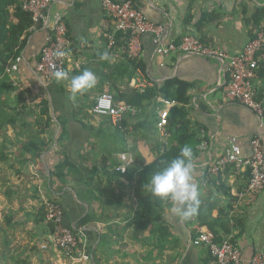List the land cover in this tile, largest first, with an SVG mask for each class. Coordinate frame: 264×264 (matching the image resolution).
I'll list each match as a JSON object with an SVG mask.
<instances>
[{
	"label": "crops",
	"instance_id": "obj_1",
	"mask_svg": "<svg viewBox=\"0 0 264 264\" xmlns=\"http://www.w3.org/2000/svg\"><path fill=\"white\" fill-rule=\"evenodd\" d=\"M243 3L251 15L264 0H135L136 7L150 21L164 28V44L193 35L232 56L251 41V28L242 15ZM211 11L223 17L199 30L201 18ZM47 15L50 24L60 17L67 26V65L71 76L90 70L98 79L96 86L75 102L69 99V81L43 79L36 68L49 30L45 25H37L18 74L33 101L31 105L41 99L49 102L53 123L47 133L40 135L47 147L35 160L29 155L20 158L19 153L28 137L38 135L37 128L18 131L19 136L12 129L9 131L6 145L11 154L6 162H0V233L4 235L7 254L4 259L12 264L11 257L19 256L29 259L18 264H32L31 259L38 264H217L206 247L192 244L199 232H208V227L202 226L196 216L182 221L172 213L171 202L164 204V210H153L154 216L160 217L150 226L155 229L154 234L135 223L137 214L146 208L142 195L135 189L136 175L134 180L125 175L130 169L141 168L142 160L150 164L163 153L169 135L166 126H159L160 117L167 120L175 104L159 99L145 111L126 105L123 97L170 79L191 85L188 117L191 125L201 130L203 141L194 162L193 177L204 207L202 216L211 223L219 239H234L242 254V264H251L255 256L264 255V191L254 198L246 196L250 169L229 166L218 176L210 174V169L233 146H239L248 158L252 141L260 139L264 150V118L230 101L226 95L231 80L229 61L181 52L162 59L149 34L141 36V58L132 60L124 37L117 39L115 47L109 46L106 35L114 26L102 0H55ZM105 52L109 59L101 60L100 55ZM258 87L262 89L264 84ZM103 93L113 95L117 106L130 107L121 124L96 115L97 99ZM154 116L160 122L158 134L150 143L140 125ZM65 164L70 167L64 170L63 181L52 176ZM13 165L21 173L12 178L3 176L1 169ZM49 201L61 204L65 226L79 239L72 258L54 247L45 223H36L43 205ZM9 217L13 227L4 221ZM88 218L91 222L85 224Z\"/></svg>",
	"mask_w": 264,
	"mask_h": 264
},
{
	"label": "trees",
	"instance_id": "obj_2",
	"mask_svg": "<svg viewBox=\"0 0 264 264\" xmlns=\"http://www.w3.org/2000/svg\"><path fill=\"white\" fill-rule=\"evenodd\" d=\"M25 1L26 0H0V162H6L11 154L7 153L8 147L6 145V143H9V131L11 129L19 136L20 134L18 131L23 133L26 130L37 128L39 136L28 137L27 141L23 143L19 157L25 158L26 155H29L32 160L40 158L44 149L47 147L44 140L40 139V135L47 133L53 123L49 102L46 99H41L35 105H31L33 101H30V95H28L27 90L21 84L18 74L23 55L30 43V37L32 35L31 30L36 26L31 13L24 10ZM130 1L135 4V0ZM241 8L244 9L242 13L245 20L244 22L251 28L250 40L253 41L257 38L259 32L264 31V3L256 7L251 15L246 3L241 4ZM222 17L223 15L216 11L206 12L198 23V29L201 30L206 25L216 22ZM121 36L124 37L128 50L130 35L120 33L117 39ZM197 38L206 44L203 39L200 37ZM180 42L181 41L177 42V45H179ZM261 56L263 58L260 61L257 71V87L264 84V52ZM190 89L191 85L189 83L178 79H170L161 85L147 88L144 92L140 93L136 91L129 96L123 97V99L126 100V105L145 111L146 108L149 109V107L159 99H162L164 103L175 104L167 119L166 131L169 135V143L165 146L163 153H160L159 157L150 164H144L143 160L141 161V159H139L142 167L130 169L125 175L128 180H134L133 176L136 175V179L134 180L135 189L138 194L142 195L141 202L146 208L142 209L137 214L135 223L139 225L142 230H149L152 234L155 233V229L150 226H154L155 222L160 218L155 217L152 212L155 209L164 210V204L166 202L159 201L151 195L148 188V180L157 170L162 169L168 162L177 157L185 145H191L193 147L196 159L200 153V146L203 142L200 136L201 130L192 126L188 117ZM258 93L259 99L264 102V87L262 89L258 87ZM27 96H29V98H27ZM160 120L162 121L161 117ZM160 120L158 117L154 116L151 120L148 119L144 123H141L143 125H140V128L145 130V139L150 143L153 140V136L155 137V135L158 134V121L160 122ZM25 161H23V163H25ZM68 167H70L69 164L62 165L57 169L58 172L52 174V176H56V178L63 181V178H65L64 170ZM9 169H11L16 176L21 173V170L14 165L10 166ZM134 172H136V174ZM3 182H5V180ZM6 182H9V179L6 180ZM49 202L60 204L57 201ZM46 206L47 203L43 205L41 209V218L39 221L36 220V223H45L49 228V234L51 236L53 228L46 219ZM203 214L204 207L200 204L196 217L201 219L202 226L208 227V232L215 236L218 243L223 242L224 240L219 239L213 226L209 223L207 218L202 216ZM12 220L13 219L9 217L4 221L9 227H13ZM90 222V218L84 221L85 224ZM140 223H142V226ZM4 234L7 235L6 230H4Z\"/></svg>",
	"mask_w": 264,
	"mask_h": 264
},
{
	"label": "built area",
	"instance_id": "obj_3",
	"mask_svg": "<svg viewBox=\"0 0 264 264\" xmlns=\"http://www.w3.org/2000/svg\"><path fill=\"white\" fill-rule=\"evenodd\" d=\"M54 1L26 0L24 2V10L31 13L36 24L31 31H35L38 24L45 25L49 30L36 72L43 79L50 82L54 80L53 73L56 70L67 71L70 76L72 74L67 65L69 60L67 26L60 17H57L50 24V18L47 15ZM102 5L114 26L113 30L106 35L110 48L115 47L120 33L128 34L130 35L128 43L129 57L132 60H139L143 52L141 36L149 34L153 37V41L157 46V55L162 59L170 57L173 53L181 52L187 55L228 60L231 75V80L226 86L228 99L243 105L259 118H264V102L259 99L256 85L258 80L257 71L263 58L261 55L264 52V31L259 32L257 38L250 41L239 54L232 56L224 50L211 48L193 35L183 37L179 45L175 42L164 44V28L148 20L145 14L130 0L123 3L114 0H102ZM57 50H65L68 55L57 59L54 56V52ZM146 86L147 84H141V87ZM128 111H130V107L117 106L111 94L103 93L97 99L96 115L108 117L116 125L122 122L124 114ZM166 125L167 120L163 119L159 126L162 128ZM229 166L250 169L251 177L246 196L254 198L264 191V150L260 139L252 141V153L248 158L242 155L239 146H233L225 157L210 169V174L218 176L222 170ZM122 171L125 172V169ZM46 207V219L53 228L50 237L52 244L65 256L72 258L79 247V239L72 230L65 226L63 207L53 202H48ZM192 244L196 247H206L217 264H242L241 251L233 238L218 243L213 234L201 231L194 237ZM251 264H264V255L255 256Z\"/></svg>",
	"mask_w": 264,
	"mask_h": 264
},
{
	"label": "clouds",
	"instance_id": "obj_4",
	"mask_svg": "<svg viewBox=\"0 0 264 264\" xmlns=\"http://www.w3.org/2000/svg\"><path fill=\"white\" fill-rule=\"evenodd\" d=\"M68 55L65 50H57L54 56L59 59ZM101 60H108V53L100 55ZM56 82L69 81V99L73 102L78 96L93 89L97 76L90 70L71 76L67 71L56 70L53 73ZM195 155L191 145H185L179 155L157 170L148 180L151 195L162 202H171V211L182 221H188L198 214L201 204L198 185L194 182Z\"/></svg>",
	"mask_w": 264,
	"mask_h": 264
},
{
	"label": "rangeland",
	"instance_id": "obj_5",
	"mask_svg": "<svg viewBox=\"0 0 264 264\" xmlns=\"http://www.w3.org/2000/svg\"><path fill=\"white\" fill-rule=\"evenodd\" d=\"M241 34L244 36L243 33H241ZM1 171H2L3 176L7 175V177H9V178L13 177L14 173H13V171H11V169L5 167V168L1 169ZM6 186L9 187V184L7 183ZM3 238H4V235H2V233H0V264H12V263H9L8 261H6L4 259V257H5L4 255H7V254H6V247H5L6 243L4 242ZM11 258L13 259L12 261L14 264H18L19 261L29 259V258H27V256H24V257L19 256L16 258H14V257H11ZM31 262H32V264H38L36 259H31ZM29 263H30V260H29Z\"/></svg>",
	"mask_w": 264,
	"mask_h": 264
}]
</instances>
